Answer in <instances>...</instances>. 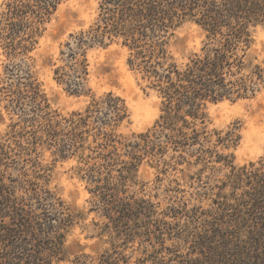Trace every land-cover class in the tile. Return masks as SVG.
Returning a JSON list of instances; mask_svg holds the SVG:
<instances>
[{"label":"trees","instance_id":"trees-1","mask_svg":"<svg viewBox=\"0 0 264 264\" xmlns=\"http://www.w3.org/2000/svg\"><path fill=\"white\" fill-rule=\"evenodd\" d=\"M65 1L7 0L0 13L7 62L1 102L11 120L0 133V264H219L220 257L241 260L243 233L252 241L247 250L260 251L253 240L264 238V157L236 166L226 152L233 133L208 131L205 111L208 104L250 100L264 91V61L250 55L255 29H264V0H98L93 22L62 46L54 78L71 94L88 93L89 54L119 42L129 69L161 100L153 128L130 138L118 133L130 117L121 97L108 93L63 116L41 90L31 54ZM187 24L197 25L205 41L180 65L169 46ZM46 153L52 168L43 163ZM70 161L87 184L92 210L105 219L94 231L110 242L101 253L73 260L65 244L80 217L51 187L50 174ZM145 163L163 175L193 171L191 184L202 192L198 202L209 201L218 212L200 214L178 196L160 212L137 181ZM200 216L221 238L195 233L205 261L164 256L177 223L187 219L189 229Z\"/></svg>","mask_w":264,"mask_h":264},{"label":"rangeland","instance_id":"rangeland-1","mask_svg":"<svg viewBox=\"0 0 264 264\" xmlns=\"http://www.w3.org/2000/svg\"><path fill=\"white\" fill-rule=\"evenodd\" d=\"M6 2L7 0H0V13ZM97 8L98 0H66L60 5L39 40L37 49L31 54L36 78L51 109L63 116L84 111L93 98L113 93L126 102L130 114L118 133L128 138L147 133L160 116L161 100L147 87L148 83L143 81L141 76L129 69L128 51L119 42L89 54L88 93L71 94L66 86L58 84L54 78L53 65L57 63L62 46L69 40L71 34L88 28L96 16ZM253 36L255 45L250 55L257 59L256 62L261 63L264 61V29L258 27ZM204 41L205 33L197 25L187 24L179 29L170 41V52L175 61L182 65L187 63L191 56L200 53ZM6 65V59L0 50V89L5 81L4 67ZM4 106L0 92V133H3L11 123ZM205 112L208 131H215L223 137L230 132L233 133V144L226 152L233 156L236 166L248 165L264 157V91L250 100L208 104ZM43 163L53 167L54 162L49 153L43 156ZM75 167L74 161L59 163L50 173L51 187L55 188L74 214L80 217L67 236L65 253L69 260L83 253L96 255L110 248L109 239L99 238L94 231V224L101 226L105 223V219L92 210V198L87 184L74 174ZM192 173L193 171L190 175H193ZM188 174L189 172L180 174L172 171L165 175L159 174L145 163L138 173L137 181L139 185L146 186L143 196L152 198L153 202L158 204L160 212L165 211L172 202V198L178 196L185 197L190 203L189 208L196 206L195 209L200 214L207 211L217 213L216 206H211L209 201L202 204L198 202V193L202 192L196 183L191 184ZM223 174L218 176L222 177ZM213 180L212 186L219 184ZM205 182H207L206 179ZM174 189L180 192L169 191ZM136 190L138 191V189L133 191ZM142 194L140 197H143ZM186 220L182 219L180 224L177 223L174 236L167 235L164 245L167 251L164 256L169 258L170 252H176L183 262L205 261L203 258H206L207 254L204 251L199 252L198 242L201 239L200 236H194L195 233L204 234L206 230L207 234L219 243L221 238L217 239L215 231L210 232L207 229L204 216H200L196 226L189 229L186 227ZM241 240V245L249 249V244L252 243L250 237L243 233ZM253 244L261 246L260 251L249 252L246 249L245 253L242 252L244 255H240L241 260L220 257L219 264H264V238L255 237Z\"/></svg>","mask_w":264,"mask_h":264}]
</instances>
